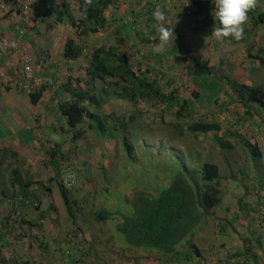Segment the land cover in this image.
Segmentation results:
<instances>
[{"label":"crops","instance_id":"obj_1","mask_svg":"<svg viewBox=\"0 0 264 264\" xmlns=\"http://www.w3.org/2000/svg\"><path fill=\"white\" fill-rule=\"evenodd\" d=\"M68 1L76 17L80 19L79 4L74 0ZM199 1L205 5L209 2ZM157 4L165 11L166 26L173 29L175 36L172 42L164 47L159 46L158 34L153 27L156 21L152 13ZM197 5V0H114L105 12L108 20L105 28L87 39H78L80 44L89 49L88 52L99 47L115 48L117 52L128 56L129 64L137 73H145L152 80H158L166 93L176 91V100L153 104L141 102L138 106L141 116L130 125L131 134L141 136V139L145 140V144L140 146L139 159L131 166V171L137 166L139 174H135L136 178L149 176L150 180L141 185L148 195L158 197L168 188L176 172L183 169L181 162H186L187 166L191 163L196 167L199 162L200 165L207 161L213 162L219 167L222 176L218 182L220 202L193 232L176 246V251L191 257L189 261L171 262L168 256L161 255L155 249L138 248L128 244L119 231L122 215L120 219H116V216L120 217L119 213H132L131 202L128 201L131 192L114 191L112 208H106L113 214V218L107 220L111 222L109 229L112 234H108L111 241L107 244H104L106 241H101L98 245L99 241L93 243L86 237L92 253L100 246L103 253L101 259H105L106 264H109L112 258H116L121 264H190L197 258H204L211 264H264V109L251 98L246 99V108L237 94L226 85L211 101L204 99L197 102L193 92L198 90L197 84L204 78H196L189 71V62L192 59L208 62L210 67L217 70L218 75L248 86L261 87L263 96L260 99L264 101V76L254 73L264 66V23L256 27L250 41L232 43L226 38L218 41L212 36L216 27L213 10L202 11L204 20L197 28H194L192 19L184 14L186 9H196ZM261 13H264V0H259L258 6L249 12V21L246 24L249 29L253 28L254 19ZM43 20L54 23L56 31L53 37L49 36L48 29H41ZM19 21L20 16L9 17L3 22L2 30L13 34ZM28 26L25 36L18 42V52L4 60L3 69L15 73L24 61L28 60L33 65L35 78L38 79L35 88L40 89L45 85L47 89L37 105L31 103L29 90L21 93L12 89L0 94V154L5 148L18 153L33 176L30 179L46 184L51 177H55L53 168L45 165L48 160L46 151L56 144L61 146L63 152L76 146L79 152L77 160L83 167L86 164L84 160L87 159V165L90 167L93 163L100 167L102 163L109 168L112 154H117L122 145L119 132H115L116 137L99 138V145H92L90 154L85 150L88 148L86 143H91L89 134L94 133L88 129L89 120L80 126L87 131L85 136L73 143L71 130L60 110L61 104L71 98L70 93L61 90L68 78L72 76L80 79L83 87L88 81L87 68L90 58L87 53L75 61L63 57L67 41L76 37V28L69 23H58L51 17L36 19L35 12L29 15ZM177 32L183 35L184 45L179 42ZM252 70L254 72L250 73ZM205 80L209 81L208 78ZM96 86L102 90L103 82L97 81ZM13 94L20 97L21 103L18 105L9 97ZM207 94L206 91L205 97ZM185 101L193 102L192 115L183 111L184 117L178 120V111ZM135 110L137 108L128 100L112 99L105 104L102 113L105 118L110 114L129 118ZM247 111L251 114L247 115ZM199 120L218 124L221 129L207 133L188 132V127ZM176 125L182 132L178 141L171 144L163 140L165 135L160 133V130L165 128L167 133V126L175 128ZM32 127L35 140L26 143L27 138L24 139L26 141L23 140L24 130ZM156 131H159V134H156ZM187 140L191 144L188 145ZM247 141L260 149L261 156L255 160L246 146ZM135 142L138 145L136 140ZM221 143L224 144V149L221 148ZM173 147H178L183 152L181 162H178ZM75 158L77 157H73V161ZM85 169L84 167L83 173ZM5 179L0 178V264L84 262L90 251H81L78 248H85L86 243L69 237L61 239L62 230L58 228L55 231L54 222L50 221L54 209H41L47 218L42 220L45 225L40 234L36 222L31 223L32 232L29 234L36 235L35 238H23L18 242L5 237L1 230L5 210L2 202L7 198L4 187L9 178ZM83 180L87 181L85 175ZM32 186L31 195H38ZM41 211L31 213L32 218L28 219L32 221L33 216L41 215ZM25 214H30L28 209ZM105 245L108 246L107 251L104 249ZM75 246L76 249L71 251V247ZM92 253L88 256L97 257Z\"/></svg>","mask_w":264,"mask_h":264},{"label":"trees","instance_id":"obj_2","mask_svg":"<svg viewBox=\"0 0 264 264\" xmlns=\"http://www.w3.org/2000/svg\"><path fill=\"white\" fill-rule=\"evenodd\" d=\"M74 1L79 4L80 19L76 17L74 9L68 0H36L33 5L36 19L51 17L58 23L67 21L72 27L76 28V37L70 38L65 46L63 57L66 60L75 61L85 53L90 58L87 68V85L85 87L81 86V80L71 76L68 78L67 83L61 87L62 91H66L71 95L68 101L61 104L60 109L71 130V141L77 143L79 139L85 136L87 131L80 126L83 122L89 120L88 129L93 131L99 138L116 137L115 132L118 131L122 142L121 149L124 151L122 152V158L126 159V161L128 158L131 160L127 164L136 163L141 153L140 146L145 144V140L141 139V136L131 134L130 125H133L141 116L138 106L145 101L153 104L172 99L176 100V91L173 90L166 93L163 85L158 80H152L145 73H137L129 64L128 56L117 52L115 48L99 47L93 48L88 52L89 49L87 50L85 45L80 44L78 39H87L92 34L98 33L105 28L108 22L105 12L114 0H92V3L86 8L84 0ZM197 3L196 9H186L184 13L192 19L194 28H197L199 23L204 20L202 11L214 9V4L210 0L206 5L199 0H197ZM262 23H264V13L259 14L258 18L254 19L252 29L245 25L244 39L239 42L250 41L256 27ZM177 33L180 38L179 42L184 45L182 41L183 35L179 32ZM226 39L233 41V43H239L231 37ZM3 62H1V68H3ZM189 71L196 78H204L201 83L197 84L198 90L193 92V97L197 102L205 99L206 85L209 82L205 78L213 79V82L217 81L218 83H220L221 79V82L223 81L226 86L237 94L245 104V107L247 105L246 99L251 98L253 102L258 103L264 109V101L260 99L263 95L261 87L241 84L224 76L217 77L215 68L210 67L208 62H198L196 59H192L189 62ZM5 72L14 78L16 86H12L11 83L6 85L0 78V87H4L5 91L16 89L23 93L25 89H20L18 85V77L19 74L21 75L19 69L13 75L7 69ZM214 75L216 76L212 77ZM99 80L103 82L102 90H99L96 86V82ZM169 85L171 86L172 84L170 83ZM46 89L45 85H42L40 89H36L33 86L29 94L31 103L37 105ZM112 99L128 100L134 104L137 110L129 118L124 116L117 117L115 114H110L105 118L102 109ZM192 104V101L182 103L177 114L178 120L184 117L183 111L192 115ZM248 114L250 115L251 113L247 111ZM167 127L169 133L167 137L164 136L163 140L169 141L171 144L175 143L178 141L179 136H182V132L179 130L178 125L175 128ZM220 129L218 124L199 120L188 127V132L192 134L207 133L209 131H219ZM33 131V127L24 130L25 137L23 140L27 138V141L24 140L26 143L35 140ZM135 140L138 145H136ZM223 146L224 144L221 143V148L224 149ZM246 146L254 160L261 156L257 145L247 141ZM60 147V145L56 144L53 148L50 147V150L46 151L48 160L45 165L49 164L55 170V177H51L50 182L58 180L61 170V178H63L66 170L72 169L73 166L67 164L68 162L63 166L65 161L72 163L73 157H77L74 162L79 159V152L76 146H72L66 152H63ZM228 147H230V144H228ZM173 150L175 155L177 154L178 162H181L183 152L178 147H173ZM8 154H11L13 159L19 163L24 164L18 153L5 148L0 158V174L4 161L8 159ZM197 161L199 162L198 158L196 163H198ZM181 163H183V169L176 172L171 185L163 190L158 197H152L145 191L135 193L133 199H131L132 213L123 214V220L119 226V231L123 234L128 244L138 248L155 249L161 255L168 256L171 262L189 261L191 259L189 255L176 251V246L193 232L203 218L210 214L221 200L218 182L222 176L219 167L215 163L207 161L200 165L201 162H199L198 167L191 165V163L188 166L186 162ZM124 167H126V164ZM78 172L81 175L82 170L79 169L77 170ZM232 177L235 178V176ZM9 178L11 186L19 189L21 200L24 202L31 197L37 198L40 201L39 205H37V210L41 211L43 194L31 195L30 187L33 184L39 185L48 192L50 191V188L47 187L49 181L46 184L42 181L24 180L20 170L17 168L11 171ZM75 187L76 184L69 188L59 184L60 194L68 209L71 206L70 192L74 191ZM40 213V221L42 222L44 219L42 217L46 215L42 211ZM112 215V213L103 209L96 215L95 221L99 223L107 221ZM40 223H38L39 226L41 225ZM194 261L195 259L190 264L194 263ZM81 263L84 264L85 260Z\"/></svg>","mask_w":264,"mask_h":264},{"label":"rangeland","instance_id":"obj_3","mask_svg":"<svg viewBox=\"0 0 264 264\" xmlns=\"http://www.w3.org/2000/svg\"><path fill=\"white\" fill-rule=\"evenodd\" d=\"M65 23L68 22L65 21ZM41 29L42 30L48 29L49 36L51 37L54 36V33L56 31V28L54 29V23H52L51 21H44V20L41 23ZM231 42L233 43V41ZM258 70L259 71L255 70L254 72L252 70L249 72L250 73L254 72L255 75L264 76V66H261L260 69ZM218 74L217 77L223 76ZM209 82H207L206 85V91L208 94L205 97V99L211 101L213 97H216L219 94V91H222L224 89L223 87L225 86V83L223 81L221 82V79H220V83H218L217 81L213 82V79L212 80L209 79ZM9 97L15 100L16 102L15 104L18 105L19 103H21L20 97H18L16 94H13ZM155 133L159 134V131H156ZM160 133L164 134L165 137H167L169 132L166 133L164 128L163 131L160 130ZM89 139L91 143H86V146L88 148H85V150H87L86 152H90L91 154L92 145H99V142L97 141L99 137H97L95 133L91 132L89 134ZM186 143L188 145L191 144L189 140H187ZM122 152L124 151L121 149V147H119L117 154L116 152L112 154L113 157L110 160L109 168H106L105 167L106 165L102 163L100 164V167L99 166L96 167L94 163L93 166L90 167V165H87L89 161H87V159L86 161L84 160V162L86 163L84 165V167L86 168L84 170L85 172L84 173L82 172L81 175L79 172L77 173V175L78 176L80 175L81 178H78L75 190L70 192V200H71L70 209H68L67 206L65 205V202L59 191V184L61 185V182H63L61 179L62 170L60 171V177L56 182H50V181L48 182L47 187L50 188V191L46 192V190H44V188L39 185L33 184L32 186L33 190L37 192L38 195H41L43 191V200H42L41 209L42 208L54 209L52 216L50 218V221L54 222L53 223L54 230L57 231L58 228L62 230L63 235L61 236V239H66V237H69L70 239L83 240V242L86 243V245H84L86 247L85 248L79 247L78 249L81 251L89 250L90 253L93 252L87 242L88 239H91L93 243L99 241L98 245L102 243L101 241H106L104 244H107V242L109 243L111 241V238H108V234H112V230L109 229V224L111 222L104 221L99 223L95 221V217L103 209L106 210V208L107 209L112 208L111 202L113 201L112 199L114 195L113 192L116 190L124 191L126 193L131 192L130 194L131 197H129V200L128 198L126 199V201L128 200L131 202V199H133L136 192L145 190V188L141 185L145 184L144 182L146 180H150L149 176L147 175L142 176V178H136L135 174L136 173L137 175L139 174L138 167L135 166V169L131 171L132 170L131 168H133L131 166H133L134 163L132 165L127 164L131 160L128 157H127L128 158L127 161L126 159H123ZM1 155L2 154H0V158ZM7 158L8 159H6L2 165V172L0 174V178H2V180H6L5 178H9L11 171L16 168L20 170L22 177L26 178V180L29 181L31 180L30 178H33V176L30 175L29 168L25 164H21L17 160L13 159L11 154H8ZM66 162H68L67 164H71L73 166L72 169H74L76 172L79 169L81 170L84 169L83 166L79 165L78 161L76 162L73 161L72 163L69 161H65L63 166L66 165ZM125 164L126 167H124ZM128 165L130 168L127 167ZM44 170L45 168L43 169V171ZM84 175L88 177L87 181L83 180ZM4 189L7 192L6 194L7 198L2 202L3 205H5V210H4V218L2 220L3 227L1 228V230L5 234V237L7 239H13L18 242L22 241L23 238H28V237H30V239L35 238L36 235L29 234L30 232H32L33 225H31V223L36 222V224L38 225V223H40L41 220V215L38 214L37 217L33 216L34 221L33 220L30 221L28 218H32L31 213L37 212V205H39L40 201L35 197H31L30 199H27L23 202L19 194L20 193L19 189H14L11 187L10 178L6 182V187H4ZM26 209H28L30 214L27 215L25 214ZM119 214L120 217L116 216V219H120L121 215L123 216L122 213ZM42 218L45 219L47 217L43 216ZM40 224L42 227L38 225L40 227V228L38 227L37 229L38 234L41 233L43 226L45 225L44 223H40ZM42 236L44 235L42 234ZM37 238L39 239V237ZM73 249H76V246L71 247V251ZM104 249L107 251L108 246L105 245ZM100 250L101 248L99 246V249L95 250L94 253H92L93 255L96 254L97 257L95 258L88 256L90 254L89 253L84 259L85 260L84 264H106L105 259H101L103 257V253L102 250L101 252ZM149 256H151L150 253ZM109 264H121V263H118L116 258H112Z\"/></svg>","mask_w":264,"mask_h":264},{"label":"clouds","instance_id":"obj_4","mask_svg":"<svg viewBox=\"0 0 264 264\" xmlns=\"http://www.w3.org/2000/svg\"><path fill=\"white\" fill-rule=\"evenodd\" d=\"M84 2L86 8L92 3V0H84ZM213 4L214 9L212 15L216 21V27L213 29L212 36L218 41H223L229 37L237 42L243 40L245 36V25L249 21V12L258 6L259 0H213ZM152 16L156 21L153 27L158 34L159 46L164 47L172 42L173 37H175L173 29L166 26L167 16L160 5L157 4L155 6ZM68 170H66L63 178H61L63 181L61 185L67 188L77 184L78 181V175L74 169L71 170L75 173V181L71 185L65 181Z\"/></svg>","mask_w":264,"mask_h":264},{"label":"built area","instance_id":"obj_5","mask_svg":"<svg viewBox=\"0 0 264 264\" xmlns=\"http://www.w3.org/2000/svg\"><path fill=\"white\" fill-rule=\"evenodd\" d=\"M36 0H0V78L6 85L9 83L16 86L14 78L7 75L5 70L1 68V62L6 58L12 57L18 52V42L25 36L28 31V17L33 12V5ZM20 16V21L14 33H5L3 22L9 17ZM33 65L25 60L19 69L18 85L20 89L31 90L36 85L38 79L35 78ZM5 85V86H6ZM5 91L4 87H0V92ZM65 181L71 185L75 181V173L69 169ZM192 264H211L204 258H197Z\"/></svg>","mask_w":264,"mask_h":264}]
</instances>
